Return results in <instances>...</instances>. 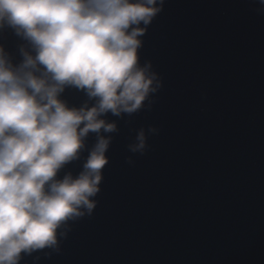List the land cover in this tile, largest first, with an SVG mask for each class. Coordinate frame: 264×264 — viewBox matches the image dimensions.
<instances>
[{"label":"water","instance_id":"95a60500","mask_svg":"<svg viewBox=\"0 0 264 264\" xmlns=\"http://www.w3.org/2000/svg\"><path fill=\"white\" fill-rule=\"evenodd\" d=\"M140 27L139 62L158 90L132 114L101 116L117 130L89 132L56 177H77L110 137L96 207L58 230V249L20 264H264V5L164 0ZM0 46L13 67L35 55L7 24ZM59 99L97 102L71 85ZM140 130L146 149L132 152Z\"/></svg>","mask_w":264,"mask_h":264},{"label":"clouds","instance_id":"9594fccd","mask_svg":"<svg viewBox=\"0 0 264 264\" xmlns=\"http://www.w3.org/2000/svg\"><path fill=\"white\" fill-rule=\"evenodd\" d=\"M163 4L0 0V28H14L35 50L24 51L13 67L0 46V264L58 249V230L96 207L91 198L100 191L110 137L98 135L77 177H56L79 157L89 132L117 130L102 115L132 114L158 90L157 75L151 64L140 65L138 50L146 32L140 25H149ZM67 85L86 90L95 106L69 108L59 99ZM136 139L130 150L142 153L144 130Z\"/></svg>","mask_w":264,"mask_h":264}]
</instances>
